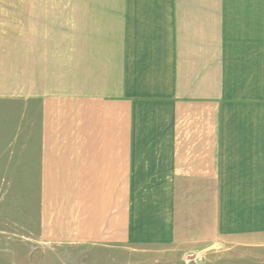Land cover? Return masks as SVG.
Listing matches in <instances>:
<instances>
[{
    "label": "crops",
    "instance_id": "0c3cea01",
    "mask_svg": "<svg viewBox=\"0 0 264 264\" xmlns=\"http://www.w3.org/2000/svg\"><path fill=\"white\" fill-rule=\"evenodd\" d=\"M0 260L264 264V0H0Z\"/></svg>",
    "mask_w": 264,
    "mask_h": 264
},
{
    "label": "rangeland",
    "instance_id": "374dc122",
    "mask_svg": "<svg viewBox=\"0 0 264 264\" xmlns=\"http://www.w3.org/2000/svg\"><path fill=\"white\" fill-rule=\"evenodd\" d=\"M214 249L213 248H210V253L213 251ZM187 257H188V259H193V258H196L197 257V255H196V253H189V254H187ZM2 260H0V262H1ZM4 263V262H3ZM193 263H195V262H193ZM193 263H190V264H193Z\"/></svg>",
    "mask_w": 264,
    "mask_h": 264
}]
</instances>
